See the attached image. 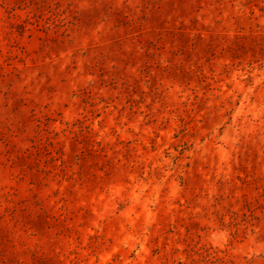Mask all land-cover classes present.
<instances>
[{
    "label": "rangeland",
    "instance_id": "rangeland-1",
    "mask_svg": "<svg viewBox=\"0 0 264 264\" xmlns=\"http://www.w3.org/2000/svg\"><path fill=\"white\" fill-rule=\"evenodd\" d=\"M0 264H264V0H0Z\"/></svg>",
    "mask_w": 264,
    "mask_h": 264
}]
</instances>
